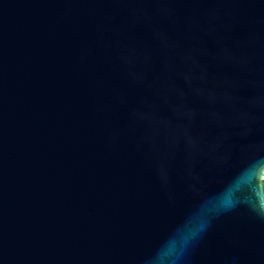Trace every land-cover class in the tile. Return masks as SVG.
<instances>
[{"label": "water", "instance_id": "95a60500", "mask_svg": "<svg viewBox=\"0 0 264 264\" xmlns=\"http://www.w3.org/2000/svg\"><path fill=\"white\" fill-rule=\"evenodd\" d=\"M0 264H264V0H0Z\"/></svg>", "mask_w": 264, "mask_h": 264}]
</instances>
